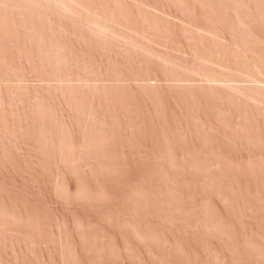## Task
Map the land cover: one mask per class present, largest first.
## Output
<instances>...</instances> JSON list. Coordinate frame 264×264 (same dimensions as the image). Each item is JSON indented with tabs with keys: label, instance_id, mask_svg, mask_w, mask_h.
Returning a JSON list of instances; mask_svg holds the SVG:
<instances>
[{
	"label": "rangeland",
	"instance_id": "obj_1",
	"mask_svg": "<svg viewBox=\"0 0 264 264\" xmlns=\"http://www.w3.org/2000/svg\"><path fill=\"white\" fill-rule=\"evenodd\" d=\"M0 264H264V0H0Z\"/></svg>",
	"mask_w": 264,
	"mask_h": 264
}]
</instances>
